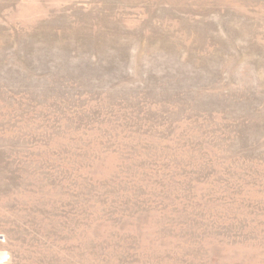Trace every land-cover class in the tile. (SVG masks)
Listing matches in <instances>:
<instances>
[{
    "label": "rangeland",
    "instance_id": "1",
    "mask_svg": "<svg viewBox=\"0 0 264 264\" xmlns=\"http://www.w3.org/2000/svg\"><path fill=\"white\" fill-rule=\"evenodd\" d=\"M0 264H264V0H0Z\"/></svg>",
    "mask_w": 264,
    "mask_h": 264
}]
</instances>
